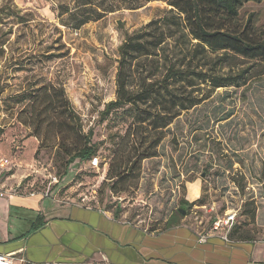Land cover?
<instances>
[{
  "label": "rangeland",
  "instance_id": "374dc122",
  "mask_svg": "<svg viewBox=\"0 0 264 264\" xmlns=\"http://www.w3.org/2000/svg\"><path fill=\"white\" fill-rule=\"evenodd\" d=\"M109 4L114 12L75 31L59 14L64 6L72 9L73 0H0V177L16 181L9 194L0 190V201L8 195L39 200L55 216L63 214L61 208L80 206L152 235L165 232L172 218L174 227L189 229L200 240L226 236L227 242L264 245V75L257 69L246 75L244 85L219 88L181 113L163 130L156 156L138 160L129 178L111 188L110 165L131 161L111 160L112 142L124 134L126 116L118 111L99 120L104 105L115 99L118 48L126 33L168 8L163 0H105L102 5ZM239 16L242 23L251 16L262 31L264 1L246 4ZM231 65L233 71L246 66ZM45 85L62 87L83 132L92 131L97 168L76 160L65 170L53 146L54 131L45 129L46 113L38 117L41 108L34 98ZM34 131L47 136L48 147L38 150L39 140L30 137ZM30 139L37 149L28 156ZM230 215L235 216L230 228L212 231L214 222ZM13 218V228L28 231L26 217L17 216V223ZM14 258L15 264H32L24 253ZM80 264L108 263L94 258Z\"/></svg>",
  "mask_w": 264,
  "mask_h": 264
},
{
  "label": "trees",
  "instance_id": "16d2710c",
  "mask_svg": "<svg viewBox=\"0 0 264 264\" xmlns=\"http://www.w3.org/2000/svg\"><path fill=\"white\" fill-rule=\"evenodd\" d=\"M95 1L73 0L72 9L64 6L59 11L60 17H66L64 25L76 31L114 12L112 4L103 7L105 0ZM163 1L168 9L162 17L125 34L118 48L115 99L99 113L100 122L118 111L128 121L118 143L112 142L116 149L111 160L131 161L110 165L107 180L113 182L111 188L129 178L138 160L156 156L163 130L181 113L201 105L219 88L244 85L253 69L264 75V29L258 31L251 16L245 23L239 16L246 4L264 0ZM236 62L245 68L233 71L235 66L231 64ZM36 91L38 97L34 98L32 92L29 95L41 108L38 117L46 113L45 129L54 131L53 146L65 160V170L76 160L90 163L97 158L98 145L92 143V131L83 132L64 89L45 85ZM30 137L39 140L38 150L48 147L45 134L34 131ZM36 219L38 223L32 224L31 232L43 226L41 218ZM165 226V231L169 230L176 222L170 218Z\"/></svg>",
  "mask_w": 264,
  "mask_h": 264
},
{
  "label": "crops",
  "instance_id": "0c3cea01",
  "mask_svg": "<svg viewBox=\"0 0 264 264\" xmlns=\"http://www.w3.org/2000/svg\"><path fill=\"white\" fill-rule=\"evenodd\" d=\"M27 147L29 156L36 151L37 141L28 140ZM15 183L0 177V190L9 194ZM7 187L9 190H5ZM7 198L0 201V254L24 253L32 264H80L94 258L108 264H264L262 243L227 242L220 236L200 240L183 227L146 234L105 213L80 206L61 208L63 214L55 216L48 207L39 206V200L13 195ZM17 216L28 219V231L11 226L10 220L17 223ZM37 216L43 226L31 232Z\"/></svg>",
  "mask_w": 264,
  "mask_h": 264
},
{
  "label": "built area",
  "instance_id": "2783aa9c",
  "mask_svg": "<svg viewBox=\"0 0 264 264\" xmlns=\"http://www.w3.org/2000/svg\"><path fill=\"white\" fill-rule=\"evenodd\" d=\"M99 165L98 158H92L90 160V167L97 168ZM53 183H57L56 178H52ZM234 215L226 216L223 220H217L213 223L212 231L217 232L219 230L230 228L233 221ZM224 241H227L226 236H220ZM15 255H4L0 254V264H15L16 259L14 258Z\"/></svg>",
  "mask_w": 264,
  "mask_h": 264
},
{
  "label": "water",
  "instance_id": "95a60500",
  "mask_svg": "<svg viewBox=\"0 0 264 264\" xmlns=\"http://www.w3.org/2000/svg\"><path fill=\"white\" fill-rule=\"evenodd\" d=\"M179 212L183 215V212L181 210H179Z\"/></svg>",
  "mask_w": 264,
  "mask_h": 264
}]
</instances>
